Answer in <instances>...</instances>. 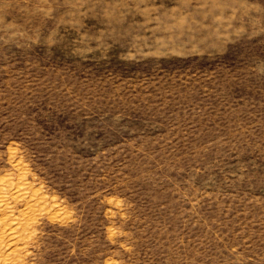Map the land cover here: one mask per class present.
I'll list each match as a JSON object with an SVG mask.
<instances>
[{"label":"rangeland","instance_id":"rangeland-1","mask_svg":"<svg viewBox=\"0 0 264 264\" xmlns=\"http://www.w3.org/2000/svg\"><path fill=\"white\" fill-rule=\"evenodd\" d=\"M0 264H264V0H0Z\"/></svg>","mask_w":264,"mask_h":264}]
</instances>
